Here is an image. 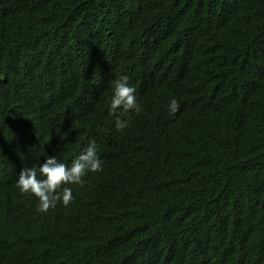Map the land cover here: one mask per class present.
<instances>
[{
	"label": "trees",
	"instance_id": "1",
	"mask_svg": "<svg viewBox=\"0 0 264 264\" xmlns=\"http://www.w3.org/2000/svg\"><path fill=\"white\" fill-rule=\"evenodd\" d=\"M92 140L38 211L21 169ZM0 264H264V0H0Z\"/></svg>",
	"mask_w": 264,
	"mask_h": 264
},
{
	"label": "clouds",
	"instance_id": "2",
	"mask_svg": "<svg viewBox=\"0 0 264 264\" xmlns=\"http://www.w3.org/2000/svg\"><path fill=\"white\" fill-rule=\"evenodd\" d=\"M129 77L122 75L114 81V94L111 100V112L116 113L117 109H123L124 113L134 110L141 111V107L135 96V88L129 86ZM179 103L172 99L169 103V110L175 114L179 110ZM130 120H122L117 116L115 127L122 131L129 126ZM102 160L98 155L97 144L90 141L87 148L77 155L71 166L58 161L56 156H48L43 164L36 167L22 168L17 186L21 193H31L39 200L38 211L47 212L50 208H55L58 202L68 206L74 197L72 189L65 185H84L83 177L89 172H100Z\"/></svg>",
	"mask_w": 264,
	"mask_h": 264
}]
</instances>
